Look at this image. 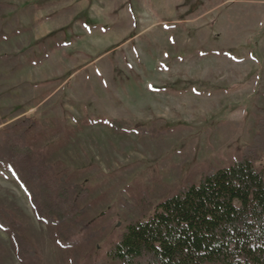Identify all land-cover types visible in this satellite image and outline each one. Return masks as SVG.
I'll return each instance as SVG.
<instances>
[{
	"label": "rangeland",
	"instance_id": "1",
	"mask_svg": "<svg viewBox=\"0 0 264 264\" xmlns=\"http://www.w3.org/2000/svg\"><path fill=\"white\" fill-rule=\"evenodd\" d=\"M10 125L87 191L78 251L93 264L202 174L264 165V0H0ZM0 211L36 255L18 259L0 229V264H71L2 166Z\"/></svg>",
	"mask_w": 264,
	"mask_h": 264
},
{
	"label": "trees",
	"instance_id": "2",
	"mask_svg": "<svg viewBox=\"0 0 264 264\" xmlns=\"http://www.w3.org/2000/svg\"><path fill=\"white\" fill-rule=\"evenodd\" d=\"M19 126L0 130V166L28 195L37 221L56 227L59 245L74 249L71 264H80L78 248L90 243L79 237L86 229L82 217L89 208L80 205L87 191L57 176L43 155L26 145ZM4 216L0 211V229L10 233L16 257L34 262V249ZM113 263L264 264V165L257 168L246 155L202 174L198 184L156 205L150 217L127 225L93 264Z\"/></svg>",
	"mask_w": 264,
	"mask_h": 264
}]
</instances>
